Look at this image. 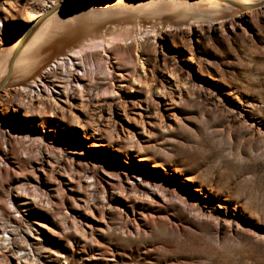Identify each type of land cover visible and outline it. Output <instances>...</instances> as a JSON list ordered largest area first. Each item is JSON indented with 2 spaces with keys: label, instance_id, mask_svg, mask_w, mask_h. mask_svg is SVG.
<instances>
[{
  "label": "rangeland",
  "instance_id": "374dc122",
  "mask_svg": "<svg viewBox=\"0 0 264 264\" xmlns=\"http://www.w3.org/2000/svg\"><path fill=\"white\" fill-rule=\"evenodd\" d=\"M247 1L81 18L97 0H0V76L24 15L58 5L31 91L0 90V264H264V0ZM77 27L111 41L62 60Z\"/></svg>",
  "mask_w": 264,
  "mask_h": 264
},
{
  "label": "bare ground",
  "instance_id": "6f19581e",
  "mask_svg": "<svg viewBox=\"0 0 264 264\" xmlns=\"http://www.w3.org/2000/svg\"><path fill=\"white\" fill-rule=\"evenodd\" d=\"M209 2L221 4L224 6V8L228 9L230 14L233 13L236 15L237 14H241V15L249 14L250 10H248L247 7L249 9L251 7L250 6L251 3L247 0H216V1L214 0H170V1H167V0L165 1L164 0H97L95 4L91 6L88 5L83 10L77 9L73 12H75L76 15L81 18L83 15L84 17H92V15L93 17H100L103 14V11H106L108 9L114 10V11H122L123 9L132 10L135 8L143 7L144 5H150V7L170 8V7L176 6L177 4H181V5L182 4H188V5L198 4L199 5V4L209 3ZM57 7L58 5L56 4V6L54 5L53 7L49 8L48 11L50 12L47 15H46L47 10L45 12L39 11L37 13L27 12L24 15L25 22L30 21L33 23L32 24L26 23V27H23L24 29L22 30L20 37L17 40L13 41L11 44L12 49H10V51L12 52L15 43H17L20 39H23V47L21 48L19 54L15 57L11 70L7 75V81H6L7 84L5 85V88H4L5 90L16 89L22 92L31 91L28 89V87L25 86V81L29 77V75H27V73H29L28 71L29 69L27 70L26 68L31 63L28 60H29V57L31 56V53L36 48L35 47L36 45L41 44V43L43 44L44 42L47 43L50 41V39H47L44 41V39L47 38L46 36H47L48 31L50 32V25L48 24V22L47 23L44 22V18H46L49 14H51ZM89 35L90 33L87 31V29H80L79 27L72 29V30H68L65 34H63V36L66 38V42H63L64 39L58 42V43H62L60 44L61 46L66 45V43L68 44L69 41L80 43V44L83 43L82 44L83 46L77 49L69 50V52L65 54L66 57H62L61 59L68 60V61L72 59H78L81 57V54L84 48L94 47L95 45L97 44L99 45L100 43L107 46V44L111 41L109 39H102V38L97 39L96 41L94 39L90 41ZM72 42H69V43H72ZM54 43H57V42H54ZM11 52H8L6 54L7 56L5 55L6 56V59H5L6 61L4 62L5 68L0 76V80L3 79V77L6 74L8 64L11 59ZM61 64H62L61 62H54L53 67L58 66V65L60 66ZM31 70H32V73H34L36 68L34 67ZM72 75L74 74L72 73Z\"/></svg>",
  "mask_w": 264,
  "mask_h": 264
},
{
  "label": "water",
  "instance_id": "95a60500",
  "mask_svg": "<svg viewBox=\"0 0 264 264\" xmlns=\"http://www.w3.org/2000/svg\"><path fill=\"white\" fill-rule=\"evenodd\" d=\"M50 11L47 10L46 15L49 13ZM45 16V15H44ZM23 47V39H20L17 43H15L14 48L12 50V54H11V59L10 62L8 64V68L6 71L5 76L3 77V79L0 80V90L2 89L3 85L5 84V82L7 81V75L11 70V67L13 65V61L15 59V57L17 56V54L20 52L21 48Z\"/></svg>",
  "mask_w": 264,
  "mask_h": 264
},
{
  "label": "crops",
  "instance_id": "0c3cea01",
  "mask_svg": "<svg viewBox=\"0 0 264 264\" xmlns=\"http://www.w3.org/2000/svg\"><path fill=\"white\" fill-rule=\"evenodd\" d=\"M18 54H19V53H18ZM18 54H17V55H18Z\"/></svg>",
  "mask_w": 264,
  "mask_h": 264
}]
</instances>
